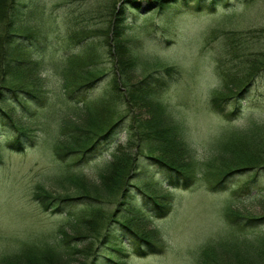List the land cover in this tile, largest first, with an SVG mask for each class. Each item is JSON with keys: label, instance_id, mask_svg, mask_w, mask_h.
Wrapping results in <instances>:
<instances>
[{"label": "rangeland", "instance_id": "1", "mask_svg": "<svg viewBox=\"0 0 264 264\" xmlns=\"http://www.w3.org/2000/svg\"><path fill=\"white\" fill-rule=\"evenodd\" d=\"M154 1L12 0L11 7L3 8L0 35L10 27L19 28L21 34H36L33 58L43 60L35 77L31 71L30 77L23 78L10 73L14 69L21 75L24 72L13 63L6 77L0 76V86L11 81L32 87L39 79L43 88L40 102H29L25 109L20 106L11 113L25 129L23 136H29L22 150L8 147L16 129L0 120V259L7 260L29 245L30 260H42L31 259L34 250L49 249L37 255L49 259L44 264L58 258L60 264H115L119 260L125 264H264V167L225 175L211 189L236 163L264 164V0H201V8L198 0H173L163 6ZM24 25L32 29H20ZM118 43L122 62L113 54ZM80 53L71 68H77L78 61L80 71L87 65L101 68L89 79L94 83L82 102L79 96L69 99L62 76L67 56ZM92 53L94 59H89ZM168 67L174 71L170 75L165 74ZM220 68L231 77L233 95L241 87V83L234 87L240 75L255 74L251 85L237 97L239 105L230 118L211 108L210 100L223 91ZM163 76L168 84L160 96L181 124L179 146H169L165 134L163 141L155 137L165 133L160 130L164 123L141 93L143 84ZM113 80L123 99L117 98ZM132 91L137 92L135 99L125 100L124 93ZM234 103L230 100L227 108L233 110ZM108 128L113 129L106 138L84 155L56 156L55 148L59 152L68 148L63 144L68 137L88 135L89 140L68 148L80 149L91 139L95 143ZM245 130H251L248 136H235ZM120 143H127L133 164L119 175L116 168L105 167L112 160L109 152ZM161 143L179 147L183 157L178 162L191 163L197 170L189 188L168 184L172 171L145 155L150 145ZM208 160L210 176L204 174ZM68 163L76 164L67 167ZM73 167L84 174L77 185L84 184L82 192L94 197L89 206L92 214L78 224L77 212L85 206L81 199L67 202L65 212L53 213L44 211L32 197L38 183L55 192L64 189L59 181ZM138 188L164 200L165 215L158 214ZM226 212L260 221L249 225L241 219L242 225H236ZM123 218L134 231L153 236L154 253L137 256L133 254L135 243L115 238L119 233L115 220ZM59 228L74 237L61 255L55 254Z\"/></svg>", "mask_w": 264, "mask_h": 264}, {"label": "trees", "instance_id": "2", "mask_svg": "<svg viewBox=\"0 0 264 264\" xmlns=\"http://www.w3.org/2000/svg\"><path fill=\"white\" fill-rule=\"evenodd\" d=\"M170 1H173V0H155L154 2H156L160 6H163L162 4L164 2H170ZM183 1L187 2V0H183ZM10 3H12V0H0V22L3 20L1 18V16L4 14L3 8L8 7V6L11 7L9 5ZM201 4H202L201 0H198L197 7L201 8L202 6ZM25 15H29V14H25ZM25 18L26 16L24 17V19ZM23 28H28V30L32 29V28L27 27V25H24L20 29H23ZM18 29L19 28H16V27H10L6 31L4 30L6 34L0 35V76L3 78L6 77L5 74L12 67L13 63L16 65H19L21 69L24 68L23 75L18 73L19 71L17 69H14L12 72H10L12 74L15 73V75L18 78H23V76L30 77L31 72H32V77H35V74L37 73L36 71L40 73L39 68L40 66H42V64L40 63H42L41 60L43 59H41L40 57H38V59L33 58L34 54L37 52L36 50H37L38 40L36 39V34H31V33L21 34ZM120 47L121 46H119V43H118V46L116 47V52L114 51L113 54H115V57L120 58L122 62L123 55L121 53L122 49ZM90 53L91 52H89V54ZM82 54L83 53L76 54V55L72 54V55L67 56V58L65 59L66 65L62 72V76L64 78L63 80L64 87L66 89L67 96L69 97V99L79 96L78 101L80 102H82L81 98L82 96L85 95L86 89L88 88L90 89L91 85L94 83V81L89 80V79L90 78L92 79V77L95 74L99 73V70L101 69L99 67L91 68L89 66H92V65H87L88 67H83V69L80 71L78 67H82V66L79 64V61L77 64L78 65L77 68L75 67L71 68L72 62H74L77 59V57L80 58ZM88 57L89 59H94L93 58L94 54L92 53V55H88ZM75 62L77 63V61ZM6 66H9V67L5 68ZM25 68H28L29 70L27 71L25 70ZM171 70H172V67L171 68L168 67L167 69H165V74L170 75L171 72H174ZM218 73L222 77L221 84H222L223 91L220 94L216 93L214 97L210 100L211 108L213 111L219 113L221 116H224L225 118H230L232 114H234L235 110L238 108L239 102H238L237 97L241 95L242 92L246 91L247 88L251 85L252 83L251 81H253V76L255 74L254 75L252 74L250 77L248 75L247 76L240 75V77L236 79L234 87H236L238 83H241L240 84L241 87L239 88L238 92L233 95V94H230L232 93L233 88L231 89L229 87V82H230L231 77H229L228 71L220 68ZM146 80L147 79H145L144 81L140 83L143 84L144 82H146ZM8 82L10 83L5 84L4 86L3 85L0 86V120L4 121V125L9 124L8 122H10L12 126L15 127L16 132L14 136L11 139H9L8 147L13 148L16 151H20L22 150L23 147H25L27 138L29 136L27 135L23 136L26 134L25 129H23V127L18 126L17 121L14 119L11 113L13 114V112L19 111L20 106H23V108L25 109L26 106L29 104V102L31 103H36V101L40 102V100L42 99V93L40 92V89L43 88V85H41V82H39V79H38V82H34L32 84V87H30L31 85H27V84L26 85H14L11 81H8ZM113 83H114V88H115V80H113ZM167 84H168V81L163 76L162 79H155L154 81H152V84L150 82H146L145 85L143 84V87H142L143 90L141 91V93L142 95L145 96L144 98L150 101L151 104H153L152 106L156 108L155 115L158 117L157 118L158 121H160L161 123L167 124V125L163 124V126L160 128V130L164 131L165 133L158 132L155 135V137L163 141L164 138L162 136L163 134H165L166 136L164 137H167V138L164 140L169 141L168 142L169 146L173 145L172 143H175L176 146H179V143L181 144V141L179 140L178 133L181 130L179 128L181 124H179V122L173 118L172 114L169 112L166 104L164 103L163 99L160 96L161 95L160 93H162L161 90L165 89ZM117 88L118 87L115 88L116 96H118L117 98L123 99L122 92L118 91ZM226 91H228L229 93H225ZM136 94L137 92H133V91L130 94L124 93V96H125L124 99L134 100ZM230 100L235 101V103L233 104V110L227 108ZM123 124L125 125V123ZM113 126H115V124ZM123 128L125 130V127ZM112 129L113 128H108L107 130L103 131L105 133L100 132L99 134L101 135L97 134L99 135V137L95 143L94 142L92 143L91 141L93 139H91L90 142L86 143V145L84 144V146L80 149H77V148L68 149V148H70L71 146L78 147L79 145L84 143L86 140H89L90 139L89 136L87 135V137L82 136L80 138L79 137L76 138L77 136L72 135L71 137H68L66 141L63 143L65 144L66 147H68L63 150L65 152L63 151L59 152L58 148H55V154L56 156H58L59 159H62L63 157V155H61L62 153H65V154L82 153L84 155V153L88 152L91 148H94L95 144L99 142L100 139L106 138V136L112 131ZM128 130L129 129H126L127 133L129 132ZM250 131L251 130H245L243 131V133L241 131V132H238V134H236L235 136L241 139L245 136H248L249 135L248 133ZM229 137H230L229 134L225 136V139L223 140L222 145L224 144L225 146V143L227 142ZM182 144L184 146V151L186 150L187 153L190 154V148L187 147V144H185V142H182ZM168 145L166 144L165 146V144L163 143H161L159 147L150 145V147L147 148V150L148 149L149 150L148 152L145 153V155L147 156L148 159L161 165V167L169 169L168 171H172L171 175H169L170 178H169L168 184L176 188L187 189L193 184L192 180L193 178H195V174L197 170L192 169L191 163H186V162L184 163L182 160H181L182 161L181 163L178 162V160L181 159V157H183L182 150L178 149L179 147H176V149H174L173 147H169ZM106 146H110V145H106ZM127 149L129 150L127 143L125 144L120 143L117 145L115 144L112 151L109 152L112 155V160L106 164L105 168H107L108 170L116 168V171L119 172L118 173L119 175L121 174V172L123 171L126 172L127 170H129V168L133 164V159H132V155L131 156L129 155L130 152L129 154L128 152H126ZM170 155H172L173 157H171ZM173 158H177V160ZM256 160H258V158ZM0 162H1V159H0ZM252 163H255V162L252 161ZM70 164H74V163H68L65 165L68 167L70 166ZM229 164L230 165L232 164L231 166H233L235 162L234 163L232 162ZM210 165H211V162L209 160L206 161L204 174H206L207 176H210V171H209ZM262 167H264V164L263 163L260 164V162H257L255 165L249 164V163H240V164L236 163L234 167L224 172L223 177H221L219 180H215L212 183L211 189L214 190L221 182L225 180L224 178H226V176L230 175V173L233 174L234 172H238V173L244 172V171L246 172V171L254 170L256 168L261 169ZM107 169L105 170L107 171ZM254 173H257V172L255 171ZM83 176H84L83 172H81L77 167L67 169L65 171V174L62 176V179H60L59 181V183L64 184L65 186L64 189H61L60 191L55 192V191H52L51 189H47L45 184L38 183L36 184L35 187H33L34 189H33L32 197L35 201H37L40 204L41 208L44 211H48L51 209L53 213L65 212L67 210L66 208L68 204L67 202H72L74 199L75 200L81 199L82 203L84 202L85 206L82 210L77 212L76 219H77V224L80 222H84L86 221L85 217H88V215L92 214V211L90 210L89 206H90L91 199L94 197L89 193L86 194L82 192L83 189L85 188L84 184L80 185L82 186V188L77 185V184H80L79 181L83 179L81 178ZM250 182H246L244 186H248ZM69 185H72V186H69ZM68 188H72V191L71 192L67 191L66 189ZM138 190H139V193L143 194V197L150 200V202H152L151 204H154L153 209L157 207L156 212L158 214H160L161 216L165 215L168 209L166 207V203H164L165 202L164 200L157 198L151 193L147 194L145 190H142L139 188ZM124 194L123 196H125ZM85 200H86V203H85ZM226 216L229 218V221L235 223L236 225H239V224L242 225V223L238 221L241 219H244V220L246 219V221L243 222V224L246 223L249 225L251 221L252 222L260 221L259 219L254 220L252 218H248L249 217L248 215L245 216V215L235 214V212H232V213L226 212ZM127 221L129 220L125 218H123L122 220L120 219L115 220L116 224L119 225L118 226L119 233L118 234L116 233L115 238H118V240L120 241H123L124 238H128V241L131 243V245L135 243L133 246L135 248L133 250V254L137 256L143 257L147 254L154 253L155 252L154 250H156V246H155L156 244L152 240L153 236L149 237V236H145L144 234L141 235V233L134 231ZM105 229H106V235L109 234L110 227L107 225ZM57 230L61 237L56 242L58 251H56L55 254L61 255V253L65 251V250L63 251L61 250L64 247H67L66 242H68L70 239H73L74 237L73 236L67 237L66 233H64L63 228H59ZM143 244H145L147 248L142 247ZM41 249L42 251L40 252H37L38 250H34L33 251L34 257L31 258V259H36V258L38 259V257H40L42 258V260L40 261L30 260L29 258H27L28 256H31V253L29 252L31 249L28 245V246L20 247L17 250V252H15L11 257H8L7 260L6 258L5 259L1 258L0 264H16L12 262L16 260L19 261L17 262L19 264H34L33 262L44 264L45 262H48L49 259H44L42 256H37V255L43 254V253L45 254L46 252H50V251L49 249H46V250H44V248H41ZM116 250L119 251L120 249H116ZM121 252L123 251H120L119 253ZM126 256H128V254ZM58 260L59 258L54 259V261H51V262H53V264L54 263L60 264V261ZM115 264H125V260H119Z\"/></svg>", "mask_w": 264, "mask_h": 264}]
</instances>
